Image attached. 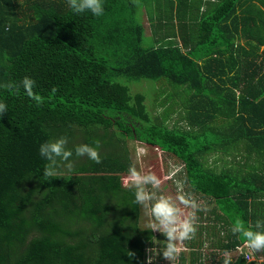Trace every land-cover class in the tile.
<instances>
[{
	"label": "trees",
	"instance_id": "obj_1",
	"mask_svg": "<svg viewBox=\"0 0 264 264\" xmlns=\"http://www.w3.org/2000/svg\"><path fill=\"white\" fill-rule=\"evenodd\" d=\"M104 8L93 16L69 0H0V264H157L149 249L167 237L140 227L142 205L122 180L133 164L128 140L181 165L186 191L207 203L177 264H222L224 249L231 264H264L259 250L248 262L231 232L236 217L264 219V0ZM25 75L41 103L3 87ZM144 81L169 86L159 113L151 90L132 89ZM178 98L185 125L171 126ZM60 136L73 152L98 139L100 162L73 154L71 170L57 158L44 176L39 145ZM237 153L245 160H208Z\"/></svg>",
	"mask_w": 264,
	"mask_h": 264
},
{
	"label": "clouds",
	"instance_id": "obj_2",
	"mask_svg": "<svg viewBox=\"0 0 264 264\" xmlns=\"http://www.w3.org/2000/svg\"><path fill=\"white\" fill-rule=\"evenodd\" d=\"M70 7L74 13L91 12L93 16H100L104 13V0H69ZM37 81L31 76L25 75L18 83L10 81L3 85L10 93H19L21 88L24 93L37 104L43 101V97L33 91ZM55 88L52 92H55ZM8 111V105L4 99L0 98V116ZM68 137L60 136L47 140L39 145V154L45 158L43 175L51 177L57 171L59 161H66V167L71 170L72 161L69 159L75 156L87 155L90 160L99 163L100 141L93 139L91 143H81L72 148H68ZM143 151V149H141ZM59 158V161L57 160ZM178 170V169H177ZM151 182L153 191L145 189V185ZM125 187L134 189V202L142 205L145 213L151 217L149 226L153 230L162 232L167 237L166 245L162 249V255L172 264H177L182 251H185L183 241L191 240L197 230L198 221L195 209L200 205L192 199L191 193H180L175 199L173 197L155 191L161 185V179L153 172L142 173L134 164H130L127 175L123 178ZM176 200L185 206H189L187 213L178 206ZM231 232L238 234L237 239L242 243L236 246L237 250L244 253L248 262L255 258L257 251H264V219H257L255 223L245 222L240 217H236L231 225ZM222 264H231L232 252L229 249L223 250ZM150 255H148V258Z\"/></svg>",
	"mask_w": 264,
	"mask_h": 264
},
{
	"label": "rangeland",
	"instance_id": "obj_3",
	"mask_svg": "<svg viewBox=\"0 0 264 264\" xmlns=\"http://www.w3.org/2000/svg\"><path fill=\"white\" fill-rule=\"evenodd\" d=\"M142 20L145 24V27L148 30L147 31L148 34H151L150 22L148 20V17L146 16V12L144 9L142 10ZM131 86H132L133 91L145 92L146 90H151V92L154 94L155 97L151 93L147 97V103L150 109L152 108L153 114H156L162 111V108H160V106L162 105L160 104V101L162 100V98H164V92L167 90L166 88L169 87L168 85L165 84V87H164L163 85H160L158 83L149 84V82L144 81L140 85L135 84ZM179 103H181L180 98L176 100V105L174 106L175 108L169 112L171 114H170L168 121L171 126L179 122H180L179 124L185 125V121L181 120L180 118L182 110H181V106L179 105ZM127 148L129 150V156L131 157L132 163L137 167L138 170H140L142 173L153 172L157 175L158 178L161 179V185L159 189H156L155 191H157L158 193H162L164 195L171 196L173 197V199H175L180 193H188V191H186V188H185L183 175L181 174L183 172V169H181V165L176 163L172 158L167 156L165 153H161V152L150 153L146 147L138 144L134 140L127 141ZM141 149H143V151H141ZM237 154H238L237 157H235L234 155L227 156L224 154L222 155L216 154V155H213V157L212 156L209 157L208 160L211 163H213L215 159L218 158L219 159L217 161L218 167H221L222 165H224V161H226L225 159L231 162L239 161V159L241 161L242 159L245 160V158L240 156L239 153ZM126 175L127 173L122 176V180ZM174 175H176L175 179H173L174 182L170 181V179H172ZM145 189L148 191H153L151 182L145 185ZM192 199H194L199 205L207 204L206 201H204L202 198H199V197L196 198V196L195 197L192 196ZM176 203L184 211V213H187L188 211L193 210V209H190L189 206L180 204L178 200H176ZM194 211H196V209ZM140 215H141L140 220H139L140 227L141 228L150 227L149 221L151 217L145 213V210L142 207H141ZM196 215H197V212H196ZM154 231L156 233V236H158L159 234L164 235L162 232H159L158 230H154ZM161 238H163V236ZM185 241H183V244L185 243ZM158 242H159V239L156 238L154 240L155 246L153 248L151 247L150 257L148 258L147 262L149 263L153 260H156V262H158L157 264H166L169 260L163 257L162 255L163 247L158 245ZM189 251L190 249L186 250L187 253H189Z\"/></svg>",
	"mask_w": 264,
	"mask_h": 264
},
{
	"label": "crops",
	"instance_id": "obj_4",
	"mask_svg": "<svg viewBox=\"0 0 264 264\" xmlns=\"http://www.w3.org/2000/svg\"><path fill=\"white\" fill-rule=\"evenodd\" d=\"M184 246V245H183ZM185 247V249L187 250V249H189V248H187L186 246H184ZM149 250H151V247H150V249ZM185 250V251H186ZM150 255V254H149ZM254 260H255V258H254ZM259 264H262V261L260 260V262H259Z\"/></svg>",
	"mask_w": 264,
	"mask_h": 264
}]
</instances>
